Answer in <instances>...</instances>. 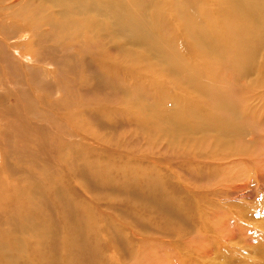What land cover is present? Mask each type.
I'll list each match as a JSON object with an SVG mask.
<instances>
[{
	"label": "rangeland",
	"instance_id": "374dc122",
	"mask_svg": "<svg viewBox=\"0 0 264 264\" xmlns=\"http://www.w3.org/2000/svg\"><path fill=\"white\" fill-rule=\"evenodd\" d=\"M17 9L16 6L3 7L1 10L3 15L0 18V212L6 208L7 200L14 197L15 183L30 173L37 181V186L44 190L41 194L35 195V201L44 202L50 209L62 235L75 237L79 230L77 226H73L77 218L71 212L72 208L84 213L86 209H100L99 213L105 220L103 218L93 220L103 226L104 234L109 241L111 237L114 239L112 244L111 242L106 244L105 240L106 242L103 241L99 247L97 254L100 264H264V181H262L264 144L255 133L257 131H254L258 129L264 131V100L262 101L264 72L260 74L262 78L257 81H254L252 72L239 80L237 83L239 92L233 96L238 101L240 96L247 95L251 110L252 104L257 106V112L252 114L257 124L253 125L255 123H252L249 116L241 136L234 135V139L237 138L239 142L232 139V146L230 143L227 148L226 146H222L223 149L219 148L220 154L214 158H221L217 163L211 160L205 147L199 149L197 153L191 152L190 161L182 160L183 158L180 159L175 154L169 155L173 160L171 166H175L171 168V172H167L164 163L158 164L154 156H150V154L157 156L155 153L160 149L157 151L156 148H152L153 144L149 147V143L147 144L149 136L140 135L138 139L134 138L135 134L145 132L140 133V125L127 124L134 119L133 111H124L125 119L119 113L115 125L106 123L101 115L92 127V121L89 119H84L83 123H80L78 115L73 114L76 108L68 109L66 104L69 100L75 105L77 100H90L95 91H100L96 82L105 81L108 73L106 68L101 70L93 58H88L82 51L80 41L83 35L71 39L63 28V35L58 37L53 31H46L42 43L31 45L34 38L32 30L24 28L12 34L8 33L18 25V15L13 17L12 14L13 10ZM146 12L143 18L151 22L155 17L152 16L154 12L149 4ZM58 13L62 16L58 18V23L61 25L63 18L66 25L67 16L70 15L63 12L61 6ZM20 16L23 19L27 18V13ZM96 31L90 32L93 39L106 37L114 46L128 45L129 49L134 48L107 32ZM178 32L183 39L188 40L184 30ZM62 38L63 41L60 42ZM191 45L194 46L193 43ZM36 52H45L47 58L40 60ZM158 54V50L154 48L153 52L147 55V61L136 65V75L142 72L144 78L158 80L155 70L148 66V61H157ZM262 54L264 49L259 52L256 67L264 68ZM116 55L118 53L113 56ZM91 73H94V76L91 77ZM220 78L228 80L230 77L220 72ZM123 80L126 85L120 92V106L125 102L122 100H126L130 93L139 94L149 101L141 86L132 82V76ZM80 81L89 83V94L83 93L86 90L79 87ZM40 93L43 94V100H47L46 104L40 103ZM160 93L166 94L163 89ZM94 102L96 103L95 99ZM39 108L50 110L48 121L40 128L37 126ZM91 109L92 107L87 111L91 112ZM116 115L118 113L113 114ZM118 138L126 143L121 145ZM258 138L262 144L256 153H253V140L259 143ZM207 141H211L210 137ZM166 144L168 143L165 142L160 147L165 149ZM233 146L235 150L232 149ZM131 147H137L138 150L140 148L141 151L149 150L148 159L139 157V151L134 152L136 155L132 160L133 164L139 167L149 165L155 169L159 168L157 170H165L164 173H170L168 178L176 182L175 187L180 191V197L183 195L187 197L183 200L188 204L186 211L196 217L191 227L182 224V227L178 225L172 231L160 228L158 229L160 231L155 232L154 229H150L146 230V239L138 237L140 233L144 236L143 217L148 218L157 209V215L166 216L169 213L164 212L165 208L159 201L144 202L142 195L146 192L140 190L141 181L144 179L141 175L134 179L132 186L123 188V191L118 189L120 186L108 185L107 181L103 180L106 169L126 162L127 152ZM236 152H239L237 153L239 156H236ZM199 153L204 154L201 156L203 160L201 164L197 163L194 157ZM226 155L227 161L223 160ZM69 157L76 161L67 163ZM98 157L106 161H100ZM76 163L85 173L80 171L75 174L73 166ZM13 166L17 167V171L11 170ZM196 170L199 175H196ZM114 177L117 181L132 179L119 173ZM178 181L190 182L193 190H198L199 193L193 194L184 189ZM110 199L113 200L110 206L114 209L106 212L107 201ZM142 205H145V208L153 207L151 213L142 211L140 209ZM62 211L65 213L66 226L63 225ZM157 223L155 219L152 225ZM32 246L33 249L36 248L35 243ZM28 258L32 260V264H44L38 251H31Z\"/></svg>",
	"mask_w": 264,
	"mask_h": 264
},
{
	"label": "bare ground",
	"instance_id": "6f19581e",
	"mask_svg": "<svg viewBox=\"0 0 264 264\" xmlns=\"http://www.w3.org/2000/svg\"><path fill=\"white\" fill-rule=\"evenodd\" d=\"M148 4L154 12L152 16L155 17L151 22L143 18L147 14ZM10 6L18 7L12 13L13 17L18 15V25L8 33L12 34L24 28L32 30L34 38L31 45L42 43L46 31H53L58 37L63 35L65 29L71 39L83 35L80 41L82 51L88 58H93L101 70L106 68L108 73L105 81L96 82L100 91H95L90 100H77V105L72 104L71 100L68 101L66 104L68 109L76 108L75 111L72 109L70 114L73 111V114L78 115L81 124L84 119L91 120L93 127V123L101 115L106 123L115 125L119 113L125 119L124 111H133L134 119L127 124L140 125V133L145 132L135 134L134 138L138 139L140 135L149 136L147 139L149 147L153 144L152 148H156L157 151L160 149L155 153L157 156L154 154L150 156H154L158 164L164 163L167 172H171V168L175 166H171L173 160L169 155L175 154L180 159L183 158L182 160L190 161L191 152L197 153L199 149L205 147L208 156L217 163L221 158H214L218 155L219 148L222 146L227 148V145L233 142L234 135L241 136L249 116L252 123H255L253 125L257 124L252 117V114L257 112V106L252 104L251 110L247 95L240 96L238 101L233 96L239 92L237 87L239 80L252 72L254 81H257L262 78L260 74L264 72V68L256 67L259 52L264 49V0H37L35 3L30 0H0V18L3 15L2 8ZM60 6L63 12L70 15L67 16L66 25L63 18L61 25L58 23L61 16L58 13ZM25 13L27 18L23 19L20 15ZM179 30L185 31L184 35L188 40L182 38ZM95 31L107 32L138 50L129 49L128 45L114 46L106 37L93 39L90 32ZM62 41L63 38L60 39V42ZM154 48L159 52L157 61H148V66L155 70L159 79L148 80L143 77L142 72L136 75L135 66L147 61V55L152 53ZM36 53L40 60L47 58L45 52ZM115 53L118 55L113 56ZM261 56L264 59V54ZM220 72L230 78L221 79ZM90 76H94V73ZM124 76L126 78L132 76V82L141 86L149 101L139 94L130 93L126 100H122L125 102L120 106V92L126 85ZM85 83L80 81L79 87L86 90L83 93L89 94L90 85ZM161 89L165 90V95L160 93ZM249 92L252 93L251 90ZM75 94L81 96L80 93ZM258 96L261 97L259 94ZM39 98L40 103L46 104L47 100H43L42 93ZM90 107L91 112H88L87 109ZM49 111L39 108L37 116L39 128L48 121ZM117 113L118 115L113 116ZM262 130L254 131H257L255 133L264 144ZM209 137L211 141L208 142ZM118 139L121 145L126 143ZM260 139V144L253 140V153H256L262 144ZM29 140H32V136ZM237 140L234 142H239ZM165 142L168 143L167 147L162 149L160 145ZM137 151L139 157L148 159L149 150L141 151L140 148L138 150L137 147H131L130 151H126V162L106 169L103 180L107 181L108 185L120 186L118 189L123 191V188L132 186L134 179L141 175L144 179L141 181L140 190L146 192L144 194L141 191L144 202L159 201L165 208L164 212L169 213L166 216L157 215L158 209L151 213L153 207L139 206L142 211L151 215L146 218L147 220L145 217L142 218L144 236L140 233L138 237L146 239V230L150 229H154L155 232L160 231L158 230L160 228L172 231L178 225L182 227V224L191 227L196 217L186 211L188 204L183 200L187 197L185 195L180 197V191L175 187L176 182L168 178L170 173H164L165 170H157L159 168L155 169L149 165L139 167L133 164L132 160L136 155L134 152ZM239 152H236V156H239L237 155ZM202 155L199 153L194 156L197 163L203 162ZM226 157L227 155L223 160L228 159ZM73 161L76 159L69 157L66 162ZM100 161L106 160L103 158ZM15 169L17 171V167H11L12 171ZM73 169L75 174L80 171L85 173L78 163ZM196 171V175H199L198 170ZM117 173L132 179L117 181L114 177ZM92 174L93 171L90 172L91 176ZM36 182L30 173L18 180L15 183L14 197L7 200L6 208L0 212V264H32L28 256L33 250L38 251L44 264H100L97 251L102 242L107 240L106 244L110 242L112 244L114 241L113 237L109 241L104 234L103 226L93 220L102 218L105 220L99 213L100 209H86V214L72 208L71 212L77 218L73 226H77L79 230L75 237L62 235L50 209L44 202L35 201V195L44 192ZM178 183L192 193H199L198 190H193L190 182ZM84 197L86 198L85 195ZM112 202V199L107 201L106 212L114 209L110 206ZM62 219L63 225L66 226L64 211ZM155 219L158 223L152 225ZM34 243L36 248L33 249Z\"/></svg>",
	"mask_w": 264,
	"mask_h": 264
}]
</instances>
